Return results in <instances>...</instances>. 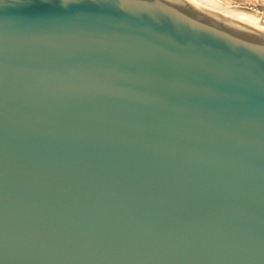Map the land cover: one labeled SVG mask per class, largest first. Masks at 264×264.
I'll return each instance as SVG.
<instances>
[{
    "label": "water",
    "instance_id": "95a60500",
    "mask_svg": "<svg viewBox=\"0 0 264 264\" xmlns=\"http://www.w3.org/2000/svg\"><path fill=\"white\" fill-rule=\"evenodd\" d=\"M0 264H264V26L0 0Z\"/></svg>",
    "mask_w": 264,
    "mask_h": 264
},
{
    "label": "bare ground",
    "instance_id": "6f19581e",
    "mask_svg": "<svg viewBox=\"0 0 264 264\" xmlns=\"http://www.w3.org/2000/svg\"><path fill=\"white\" fill-rule=\"evenodd\" d=\"M196 3L204 5L208 8L216 10L226 15H230L245 21H249L264 26V13L254 9L255 11L245 10L236 6H229L221 3L219 0H192Z\"/></svg>",
    "mask_w": 264,
    "mask_h": 264
},
{
    "label": "crops",
    "instance_id": "0c3cea01",
    "mask_svg": "<svg viewBox=\"0 0 264 264\" xmlns=\"http://www.w3.org/2000/svg\"><path fill=\"white\" fill-rule=\"evenodd\" d=\"M221 3L225 5H241L248 6L254 9H258L264 6V0H219Z\"/></svg>",
    "mask_w": 264,
    "mask_h": 264
},
{
    "label": "rangeland",
    "instance_id": "374dc122",
    "mask_svg": "<svg viewBox=\"0 0 264 264\" xmlns=\"http://www.w3.org/2000/svg\"><path fill=\"white\" fill-rule=\"evenodd\" d=\"M229 6H233V5H229ZM256 10H258V11H261V12H263V13H264V6H263V7H260V8H258V9H256Z\"/></svg>",
    "mask_w": 264,
    "mask_h": 264
}]
</instances>
